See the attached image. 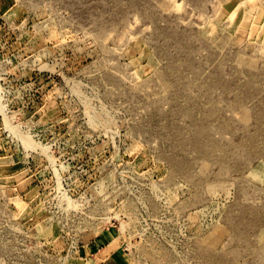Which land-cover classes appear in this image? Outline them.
I'll return each instance as SVG.
<instances>
[{"label":"rangeland","instance_id":"1","mask_svg":"<svg viewBox=\"0 0 264 264\" xmlns=\"http://www.w3.org/2000/svg\"><path fill=\"white\" fill-rule=\"evenodd\" d=\"M0 264H264V0H0Z\"/></svg>","mask_w":264,"mask_h":264}]
</instances>
